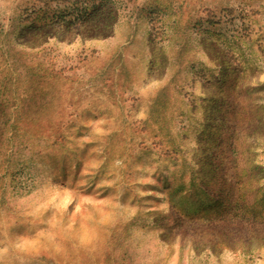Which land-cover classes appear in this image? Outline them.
<instances>
[{"label":"rangeland","instance_id":"obj_1","mask_svg":"<svg viewBox=\"0 0 264 264\" xmlns=\"http://www.w3.org/2000/svg\"><path fill=\"white\" fill-rule=\"evenodd\" d=\"M261 80L264 0H0V264H264Z\"/></svg>","mask_w":264,"mask_h":264},{"label":"crops","instance_id":"obj_2","mask_svg":"<svg viewBox=\"0 0 264 264\" xmlns=\"http://www.w3.org/2000/svg\"><path fill=\"white\" fill-rule=\"evenodd\" d=\"M255 86L248 90L244 91V95L251 99L252 102L258 104V105H264V81L261 80L257 84H254ZM212 88H205L202 90V92L199 94L198 99L201 103L207 104L209 100L212 99Z\"/></svg>","mask_w":264,"mask_h":264}]
</instances>
